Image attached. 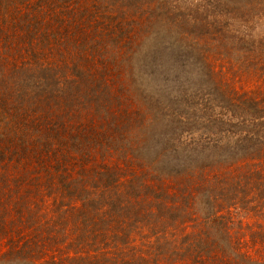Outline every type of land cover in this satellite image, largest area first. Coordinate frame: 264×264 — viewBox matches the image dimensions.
Instances as JSON below:
<instances>
[{
	"label": "trees",
	"instance_id": "trees-1",
	"mask_svg": "<svg viewBox=\"0 0 264 264\" xmlns=\"http://www.w3.org/2000/svg\"><path fill=\"white\" fill-rule=\"evenodd\" d=\"M189 5L0 0V38L11 39L14 51L18 43L33 48L10 87L0 80V264H150L159 257L165 264H264V252L252 255L244 249L249 240H237L250 230L264 246V88L238 92L207 61L227 45L247 57L229 29H237L231 10L250 6ZM213 28L206 60L186 64L193 83L182 86L174 68L182 43L200 46ZM48 57L54 60L40 61ZM12 108L34 115L12 122ZM196 132L207 138L189 146L184 141ZM29 199L57 212L46 218L41 245L32 229L20 235L35 223ZM252 213L256 223H245ZM197 219L198 231L186 232ZM44 247L59 256L28 259L41 258Z\"/></svg>",
	"mask_w": 264,
	"mask_h": 264
},
{
	"label": "rangeland",
	"instance_id": "rangeland-1",
	"mask_svg": "<svg viewBox=\"0 0 264 264\" xmlns=\"http://www.w3.org/2000/svg\"><path fill=\"white\" fill-rule=\"evenodd\" d=\"M190 5V11L191 8L194 7V5L199 4L200 0H188ZM245 4H248L250 7L246 9H238L236 8V11L231 10L235 14V20H237V29L235 28V25L231 23L232 27L229 29H234L235 34L238 36H241L240 40H238L239 46H237L240 50L243 51L244 54L247 55V57L243 58V61H245V65L242 66L240 62L242 61L241 54L239 53V50L237 51L231 49L230 46H225V47H219V49L223 52L216 54L217 49L215 51H212L214 49L213 47H209V49L212 51L210 55H208V64L212 67H215L216 70H218L224 79L231 80V86H235L238 89V92L244 91V90H250L252 88H256L260 86L261 88H264V0H245ZM182 6L185 5L184 1L181 3ZM198 9H200V5L198 6ZM217 10V9H216ZM242 12H246L247 15L245 17L242 16ZM224 20V18H222ZM223 26V25H221ZM197 33L200 31L197 30ZM215 34L214 28L212 31L208 34V36H203L200 37V46L194 44L195 42L187 41L185 43H182V46L185 47V50L180 51L179 56V61L178 63L174 64V68L176 70H180L179 75H175V77L182 83L181 85H187L189 83H193V78L190 73H186V64L188 63L191 68L192 65L196 64L198 66H202L204 63L203 58V53H204V48L206 46V43H214L210 37ZM191 37V36H189ZM192 38V37H191ZM7 39V40H6ZM3 36L0 38V80L6 85L7 87L11 86V75L13 74L14 70L21 66L23 63L26 62L28 59L29 53H27L28 50H33V48H29L28 45H24L22 43L17 44V49L14 51L13 45H11V39L6 38ZM195 41V40H193ZM16 42V40H15ZM222 46V45H219ZM38 49V47H36ZM206 54V53H204ZM51 60L53 61V57H48V58H41L40 61H48ZM241 60V61H240ZM253 62H259L263 66V70H258V69H253ZM258 72L257 74H255ZM217 75V74H216ZM218 76V75H217ZM219 79V78H218ZM200 81V76L197 79ZM197 80H195V83H197ZM194 98L190 99L193 100ZM13 110V108L10 110V112ZM237 110L235 109V112ZM9 112L11 116L12 122L16 121H21V120H27L29 122L31 120V117L34 115L33 111H27V112H22L20 113L12 111L11 113ZM36 116V114H35ZM42 121V120H41ZM1 130H3V126L0 124ZM14 127H18L20 132L22 131V127L20 125H14ZM13 129V127H12ZM195 138V140H194ZM207 136L204 133H199L196 132L195 135L191 136L188 135L187 139L184 141L186 144L189 146H196V144H199L203 141H205ZM198 149H200V146H197ZM190 160V159H189ZM130 169L127 168L125 165L122 167H119V171L121 173H126ZM123 174V175H124ZM124 178L126 179L125 175ZM32 190V188H30ZM39 195H44V193H41ZM30 197L35 198V196L31 195ZM29 197V198H30ZM37 197V196H36ZM46 197V196H45ZM46 199H48L46 197ZM34 205V211L35 214L32 217V220L35 221L33 225H29V227L23 228V231L21 232L20 235L24 236H31L30 233H27V230L32 229V235L34 237V241L37 245L43 244L42 242L47 239L48 235V230L46 228V225L48 224V220L46 218L48 217H56V211L54 208L46 205H42L40 203H35V200L29 199ZM37 202V201H36ZM49 202V200H48ZM253 212V211H252ZM255 213L251 214L250 218H247L245 220L246 222H249L251 225L256 223L255 219L253 218V215ZM197 216V214L195 215ZM52 219V218H51ZM54 222L55 220H51ZM190 223V222H189ZM197 226L191 227V224H186L184 225L185 231L188 232L190 231L191 233H196L198 231L199 227V220L197 219L195 221ZM27 224V223H26ZM239 223L235 224V228H232V233H234V230L239 229L236 226ZM17 228H21L23 225H21V222L18 223ZM50 226V225H49ZM61 225H58L57 228H60ZM147 233H149V230H145ZM247 231V230H246ZM111 233H108L107 239L112 236V233H116V230H111ZM251 231L244 232V235H238L237 240L241 241L249 240V244L244 247V249H247L246 251L252 255H261L264 252V246L262 243H260V240L258 241H252L251 238ZM25 233V234H24ZM17 236L15 238L20 237ZM134 235H137V232L132 233V237ZM194 235H192L194 239ZM24 238V237H22ZM199 244L197 241L193 243V247ZM7 247H3L1 249V252L6 251L9 246L6 245ZM46 253L40 255L41 258L36 257L35 252L30 253L29 255V260L36 259L37 262H45L47 258L50 257H55L59 256L58 251L54 249H50L49 247H44ZM193 250L200 254V245H197ZM70 254H74L73 250L68 251ZM222 255V254H221ZM39 256V255H38ZM157 262L160 263H167V257H159L156 258V262L150 261V264H156ZM181 264H200V262H195L193 260H185L183 259L180 261ZM207 262H203V264H206ZM176 264H179L176 262Z\"/></svg>",
	"mask_w": 264,
	"mask_h": 264
}]
</instances>
